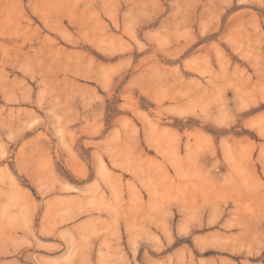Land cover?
<instances>
[{
  "label": "rangeland",
  "instance_id": "obj_1",
  "mask_svg": "<svg viewBox=\"0 0 264 264\" xmlns=\"http://www.w3.org/2000/svg\"><path fill=\"white\" fill-rule=\"evenodd\" d=\"M0 264H264V0H0Z\"/></svg>",
  "mask_w": 264,
  "mask_h": 264
}]
</instances>
